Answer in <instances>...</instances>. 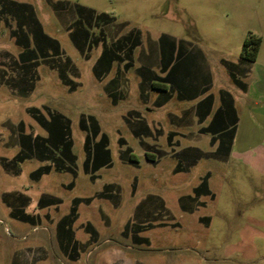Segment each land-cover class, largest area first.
<instances>
[{"label": "crops", "instance_id": "0c3cea01", "mask_svg": "<svg viewBox=\"0 0 264 264\" xmlns=\"http://www.w3.org/2000/svg\"><path fill=\"white\" fill-rule=\"evenodd\" d=\"M50 6L41 17L25 0H0V96L9 91L28 100L35 94L43 101L29 113L36 125L26 117L8 124L11 142L4 147L18 149L20 162L53 152L71 164L58 158L57 166H39L31 177L45 174L30 190L3 199L9 217L44 233L3 255L0 264H220L183 254L194 249L180 236L201 238L215 230L221 215L213 186L217 166H247L264 176V38L255 36L261 39L256 61L237 62L217 49L185 40L176 47L172 40L160 82L157 52L141 51L138 66L121 67L135 59L138 36L104 27L92 34L91 11L68 2ZM50 25L67 32L70 52L46 35ZM84 75L88 99L115 108L134 103L116 117L118 166L113 138L85 114L79 127L84 123L90 141L79 166L74 144L65 148L61 141L72 119L46 103L45 96L65 102L66 112L75 108Z\"/></svg>", "mask_w": 264, "mask_h": 264}, {"label": "rangeland", "instance_id": "374dc122", "mask_svg": "<svg viewBox=\"0 0 264 264\" xmlns=\"http://www.w3.org/2000/svg\"><path fill=\"white\" fill-rule=\"evenodd\" d=\"M25 1L33 5L36 10H40L41 17L48 8L51 11L50 4L52 3H75L80 11H91L94 19L91 23L94 27L92 34H101L104 27L113 32L121 28L120 35L138 36L140 43L132 52L135 59H124L121 67H133L134 63L138 66L140 63H137L136 57L141 51L157 52L161 56V62L154 69L158 71L157 79L160 82L163 73L159 71L164 69L168 60L164 57V53L170 51L172 40L176 47H179L180 42L185 40L192 46L202 47L205 50L217 49L226 54L223 57L237 62L238 59H242L241 51L244 40L249 37L256 38L255 36L264 38V0ZM95 27L101 29L98 30ZM47 31L46 35L49 38L60 41L63 47L70 52L66 31L54 25H50ZM5 32L8 35L9 31ZM106 33L108 32L105 31L104 34ZM29 36L33 42L34 35L32 36L31 33ZM0 37L4 36L0 34ZM107 37L109 46V36ZM3 44L0 42V46ZM98 49L104 51V42L98 43ZM259 63L264 64V49ZM82 80L83 86L78 91L81 96L77 98L79 104L69 112L62 108L66 106L65 102L54 101L45 96L46 103L51 108L60 110L63 116L66 115L73 121L72 127L70 129L66 127V132L62 133L63 147L74 144V152L79 158L78 165L82 166L86 156L83 147L90 141L86 138L85 132L88 133V129L84 130V123L79 127V119L85 114L88 121L90 117H93L99 124L101 123L102 129L113 138L114 166H118L116 154L118 119L116 117H119L120 113H126L135 108L134 103L132 100L125 101L115 108L110 105V101H106L105 106L102 101L92 97L88 99L89 89L86 84L89 83L86 75L82 77ZM54 92L58 93V91ZM65 94L66 92H61V96ZM140 96L143 97L142 91ZM42 102L35 94L28 100H21L9 91L5 96H0V260L4 259L3 255L6 257L10 251H14L19 246L36 243L35 240L41 236L40 233H44L40 228L34 229L35 226L31 224H24L9 217V208L3 199L11 194L14 195L15 192L23 193L26 189L30 190V187L35 184V179L45 174V170H38V174L31 177V173L33 174L39 166H57L56 159L58 158L63 160L66 158L67 161H65L71 164L67 155H57L53 152L43 158L40 156L39 159L36 158L37 155H33L20 162L19 158L23 156L20 155L18 149L7 150L4 147L6 143L11 142V132L7 129L8 124L10 122L18 124L22 118L26 117L30 124L36 125L37 123L31 119L29 113L36 114L35 107ZM25 107L29 110L28 112L26 110V116ZM64 136L66 139L63 138ZM37 141L39 140L34 139V142ZM213 179L214 191L220 201L221 215L215 217V230L209 234L205 232L201 238L191 235L180 236L185 238L184 245L194 249L184 250L183 254H188L198 261H201L203 257L210 261L216 259L220 264H223L227 257L231 258L229 264H264V259L258 260L264 257V176L247 166L220 165L215 168ZM46 180L47 177L42 180L41 184ZM105 237L106 235L103 236Z\"/></svg>", "mask_w": 264, "mask_h": 264}, {"label": "trees", "instance_id": "16d2710c", "mask_svg": "<svg viewBox=\"0 0 264 264\" xmlns=\"http://www.w3.org/2000/svg\"><path fill=\"white\" fill-rule=\"evenodd\" d=\"M261 44L260 38L249 37L247 38L242 47L241 57L247 61H256Z\"/></svg>", "mask_w": 264, "mask_h": 264}]
</instances>
